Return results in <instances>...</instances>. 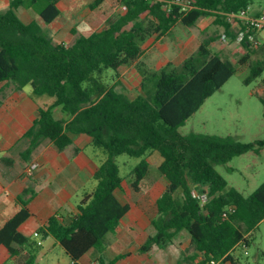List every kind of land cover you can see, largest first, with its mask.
<instances>
[{"label":"trees","instance_id":"1","mask_svg":"<svg viewBox=\"0 0 264 264\" xmlns=\"http://www.w3.org/2000/svg\"><path fill=\"white\" fill-rule=\"evenodd\" d=\"M254 1L193 0L184 7L174 0H121L122 11L108 17L106 27L80 35L70 45L56 43L37 21L26 23L18 15L19 7H33L50 23L60 13L58 0H9V7L0 11V83H12L17 89L30 85L35 95L55 98L51 105L39 108V117L25 132L28 146L23 159L29 160L44 139L64 150L73 142L71 133L90 135L91 146L103 153L94 174L96 187L79 203L78 214L69 222L53 215L40 229L43 236H53L63 247L70 264H81L91 249L103 253L107 235L116 232L130 209L116 195L124 189L118 156L140 159L128 179L131 188L139 191L150 172L148 154L153 150L163 157L158 170L168 186L156 199L157 214L151 219L154 233L138 251L147 253L155 245L166 248L186 230L195 251L204 255L194 264H247L241 261L243 254L233 251L237 245L246 249L251 233L264 222V182L245 195L215 165L248 152L259 154L264 141L245 143L231 135L183 134L181 127L233 76L236 65L249 63L246 84L259 78L264 73V57L248 60L264 44L242 40L247 52L236 64L213 51L212 39L204 38L180 65L142 70L144 94L134 99L117 91L112 81L143 55L148 38L167 33L176 23L194 26L206 15L215 16V23L224 26L229 36L232 21L227 13ZM257 94L264 106V89ZM57 106L68 119L55 117ZM195 189L207 193L205 202L194 194ZM29 193L27 188L18 196L21 209L0 228V244L11 256L19 254L17 246H29L25 264H41L36 261V243L31 244L19 231L30 216ZM229 206L235 208L228 210ZM225 211L227 216H223ZM129 255H100L95 264H116ZM259 256L264 260V251ZM190 259L196 261L197 255Z\"/></svg>","mask_w":264,"mask_h":264},{"label":"crops","instance_id":"2","mask_svg":"<svg viewBox=\"0 0 264 264\" xmlns=\"http://www.w3.org/2000/svg\"><path fill=\"white\" fill-rule=\"evenodd\" d=\"M96 2L97 5L92 7ZM57 5L60 13L50 23H46L33 7H19L18 15L26 23L37 21L56 43L70 45L78 36L89 35L106 27L108 17L123 9L121 0H58ZM251 6L253 13H258L264 7V2L255 0ZM8 7L9 0H0V9ZM204 17L209 23L201 27V32L209 28V25L214 26V32L222 31V28L224 31L221 34L226 32L224 26L215 23L213 15L201 17L196 25L190 27L176 23L167 33L154 35L144 42L143 55L112 81L116 90L134 99L144 94L142 70H160L171 62L175 63L174 65H180L198 49L201 40L204 39L200 38L194 30L199 22L204 21ZM240 26L238 21H232L231 33L228 37L235 40V44L239 42L237 34ZM176 29L181 31L173 35ZM233 35L236 37L232 38ZM218 36L219 33L216 37H209L212 39L210 47L223 57L222 50L230 49L231 46L226 45L228 39L223 41L220 37L222 42ZM245 52H247L246 48ZM176 58L180 59L176 60ZM142 65L147 66V69H143ZM25 87L17 89L12 83H0V228L21 209L18 196L25 189H30L32 193L26 196L30 198L27 204L30 216L19 226V231L29 239L31 244L36 243L34 246L36 261L41 263V260L48 258L49 254L56 249L58 242L51 235L43 236L40 229L53 215L58 214L62 221L69 222L78 214L79 203L96 187L94 174L103 153L91 146L90 135L71 133L73 142L64 150H59L50 139H44L32 153L31 158L24 160L22 152L28 146V140L23 137L25 132L39 117V108L51 105L55 101L54 97L49 99L45 98L46 95H35L32 89L26 90ZM53 111L56 118H69V115L59 106ZM154 156L159 160L158 166L163 161L161 154L153 150L148 154L151 167ZM32 163H37V168L32 175H28L26 168ZM117 197L122 203L130 205L129 211L122 217L116 232L107 235L104 252L89 250L81 258V264H88L93 256L95 259L92 264H95L97 258L111 250V247L128 244V247H123L124 249L120 252H129L130 255L116 264H194L204 258L201 252H196L192 247L190 235L186 230L181 231L168 247L159 248L155 245L149 252L140 253L139 247L149 235L154 233L151 219L157 214L156 201L154 214L151 215L146 209L145 202L137 204L118 195ZM32 238L35 239L31 240ZM139 238L142 239L139 245L130 246L134 239ZM182 238H185L184 241ZM38 241H41V244ZM46 242H49L50 248H45ZM17 247L19 254L11 256L8 248L0 244V264H6L8 261L16 264L15 259L20 255H28L31 249L26 245ZM247 248L243 249L237 245L233 252L236 255H245ZM120 252L114 253L112 257ZM192 255H197L196 261L190 259ZM255 262H259L258 256L255 257ZM246 263L250 264L247 261Z\"/></svg>","mask_w":264,"mask_h":264},{"label":"rangeland","instance_id":"3","mask_svg":"<svg viewBox=\"0 0 264 264\" xmlns=\"http://www.w3.org/2000/svg\"><path fill=\"white\" fill-rule=\"evenodd\" d=\"M257 1V0H256ZM264 2V0H258ZM0 9V11H5ZM208 20L204 17V21L199 22L198 27L194 30L199 34L200 38H209L219 33L218 38L221 37L219 30L214 32V26L209 25V28L201 32V27L208 24ZM211 23V22H210ZM212 24V23H211ZM182 28V27H180ZM181 30L176 29L173 35L179 33ZM259 37H263L264 33ZM221 40V39H220ZM222 41V40H221ZM220 41V42H221ZM239 41V40H238ZM223 42V41H222ZM221 42V43H222ZM226 43V42H224ZM231 44V45H230ZM264 44V43H263ZM230 49H223L221 54L224 58L231 60L236 64H240L238 59L245 53V48L239 41L235 44V40L228 37V44ZM264 57V48L256 47L250 55L248 62L258 60ZM180 58H176L179 60ZM149 62V59H148ZM169 64H175L173 62ZM168 65V64H167ZM143 69H147L143 65ZM149 72L159 71L147 69ZM250 73L249 63H242L236 65V71L225 85L209 97L203 106L197 111L190 120L181 127L183 134L191 132L206 133L209 135H231L236 140L245 143L255 141H264V106L259 99L257 92L262 93L264 89V73L257 79L253 80L250 84L244 82L245 77ZM26 90H31V86L25 87ZM45 98L52 99L48 95ZM117 161L120 165V175L123 178V191L117 190L116 194L132 203L147 204L146 209L153 215L155 211V201L157 197L167 188L168 180L162 175L157 166L159 160L152 157L153 166L141 184L139 191H134L129 184V175L133 168L140 161L139 158L130 157L126 154L118 156ZM216 169L225 177L230 185L235 186L245 195L251 194L257 187L264 182V149L261 153H245L240 156L234 157L226 164L215 165ZM32 238L31 240H34ZM185 239V238H184ZM182 238V240L184 241ZM142 239H134L131 245H139ZM107 244V240H106ZM129 245V244H128ZM128 245L111 247V250L106 251L103 256L106 258L112 257L114 253L122 251L123 247ZM45 248L51 247L49 242L45 243ZM193 247V246H192ZM264 251V222H261L258 227L250 235V244L247 248L246 254L242 255L241 261L243 263L249 262L250 264H264V260L259 256V253ZM97 252V251H95ZM258 256L259 262H255V257ZM27 255H20L15 259L16 264H25ZM95 259L91 257L88 264H92ZM70 261L69 256L65 253L63 247L58 243L56 249L49 254L45 260H41L42 264H68ZM6 264H15L8 261Z\"/></svg>","mask_w":264,"mask_h":264},{"label":"built area","instance_id":"4","mask_svg":"<svg viewBox=\"0 0 264 264\" xmlns=\"http://www.w3.org/2000/svg\"><path fill=\"white\" fill-rule=\"evenodd\" d=\"M175 2L181 4L184 7H187L191 1L193 0H174ZM227 18L230 21H240L241 26L239 28L237 39L242 41L247 39L248 42H251L255 45H260L263 43L260 34L264 33V7L258 12L253 13L252 6L249 5L246 8L241 9L238 12H229L227 13ZM221 39L226 41L228 39V35L224 32L221 35ZM37 168V163H32L28 165L26 168V173L28 175H32ZM194 194L199 196L203 202H205L208 198L206 192H199V190H194ZM234 206H229L228 210H233ZM223 216H227V211L224 212ZM35 235L37 236L38 233L36 232ZM41 244V241H38ZM216 264V263H214Z\"/></svg>","mask_w":264,"mask_h":264}]
</instances>
